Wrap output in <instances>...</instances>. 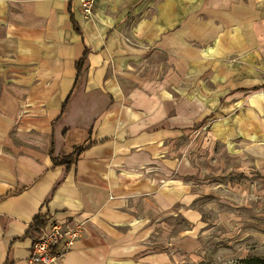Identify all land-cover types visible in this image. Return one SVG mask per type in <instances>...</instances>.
Masks as SVG:
<instances>
[{"label":"crops","instance_id":"crops-1","mask_svg":"<svg viewBox=\"0 0 264 264\" xmlns=\"http://www.w3.org/2000/svg\"><path fill=\"white\" fill-rule=\"evenodd\" d=\"M204 132L264 153V0H0V264L36 216L84 223L57 264L192 252Z\"/></svg>","mask_w":264,"mask_h":264},{"label":"rangeland","instance_id":"rangeland-1","mask_svg":"<svg viewBox=\"0 0 264 264\" xmlns=\"http://www.w3.org/2000/svg\"><path fill=\"white\" fill-rule=\"evenodd\" d=\"M201 229L195 250L171 264H232L264 256V153L228 151L208 133L190 142Z\"/></svg>","mask_w":264,"mask_h":264},{"label":"built area","instance_id":"built-area-1","mask_svg":"<svg viewBox=\"0 0 264 264\" xmlns=\"http://www.w3.org/2000/svg\"><path fill=\"white\" fill-rule=\"evenodd\" d=\"M86 15L92 13L95 0H79ZM84 231V223L66 224L52 221L32 242L28 261L30 264H57L62 254L69 250Z\"/></svg>","mask_w":264,"mask_h":264},{"label":"trees","instance_id":"trees-1","mask_svg":"<svg viewBox=\"0 0 264 264\" xmlns=\"http://www.w3.org/2000/svg\"><path fill=\"white\" fill-rule=\"evenodd\" d=\"M85 60V55L77 62L76 67H77V74L80 72V69L84 63ZM69 162V161H68ZM65 162V163H68ZM53 163H63L62 161H58L55 158H53ZM45 226V220L42 219L41 216H36L29 229L28 233L31 235H37L40 234L42 231V228ZM232 264H264V256L263 257H258V256H245L241 258L235 259Z\"/></svg>","mask_w":264,"mask_h":264}]
</instances>
